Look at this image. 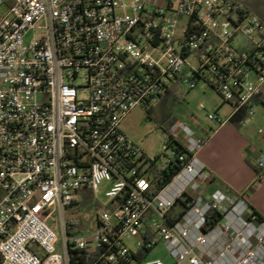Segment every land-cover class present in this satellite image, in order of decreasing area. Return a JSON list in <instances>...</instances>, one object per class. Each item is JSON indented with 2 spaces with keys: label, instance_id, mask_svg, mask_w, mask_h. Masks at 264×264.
Instances as JSON below:
<instances>
[{
  "label": "built area",
  "instance_id": "2783aa9c",
  "mask_svg": "<svg viewBox=\"0 0 264 264\" xmlns=\"http://www.w3.org/2000/svg\"><path fill=\"white\" fill-rule=\"evenodd\" d=\"M201 80L234 114L249 106L242 125L264 102V22L240 0H0V264H169L137 258L159 244L175 264H264V220L212 186L206 138L175 122V158L159 165L122 128ZM83 192L97 204L89 236L75 231Z\"/></svg>",
  "mask_w": 264,
  "mask_h": 264
},
{
  "label": "rangeland",
  "instance_id": "374dc122",
  "mask_svg": "<svg viewBox=\"0 0 264 264\" xmlns=\"http://www.w3.org/2000/svg\"><path fill=\"white\" fill-rule=\"evenodd\" d=\"M5 8L7 9L13 4V0H4ZM244 5L247 4L252 12H264V0H240ZM82 80L78 79V82ZM173 94L166 100L158 99L149 112L146 108L138 106L133 109L125 118L122 128L124 132L131 137L142 150L151 158H159L158 164H165L170 158H175L174 149L168 145V132L166 127L171 122L183 121L190 125H202L201 123H211L207 115L208 113L221 111L222 107H226L221 113L225 117L226 110L229 107L228 103L224 102L223 98L217 91L211 87L206 81H199L196 86L189 90L182 85H176ZM161 100V101H160ZM202 106L204 108H202ZM250 126L257 133L258 129L264 132V104L257 106L256 114L254 115ZM260 136H264V133ZM78 197V196H77ZM107 200L104 194H100L99 202L104 203ZM96 200L91 195H87V199L83 204L74 206V211L77 212L79 225L75 228L78 235L89 236L91 229L94 228ZM182 210L181 206H176L177 214ZM173 213V211H172ZM171 213V214H172ZM58 222L57 215L52 219ZM61 231L58 226L57 232ZM55 242V245L60 247V243ZM133 244V240H130ZM133 246V245H132ZM147 259L161 258L166 263L175 264L174 260L168 255L166 249L161 245H157L147 255ZM144 264V263H140Z\"/></svg>",
  "mask_w": 264,
  "mask_h": 264
},
{
  "label": "crops",
  "instance_id": "0c3cea01",
  "mask_svg": "<svg viewBox=\"0 0 264 264\" xmlns=\"http://www.w3.org/2000/svg\"><path fill=\"white\" fill-rule=\"evenodd\" d=\"M226 103L229 105L226 118L221 113L225 106L221 111H216L224 119L233 117L235 111L232 103ZM260 104L264 103L260 100L258 105ZM210 122L193 126L187 123L199 136L207 139L204 148L199 152L200 159L207 166L212 178L225 183L236 194L242 195L240 197H245L249 204L264 217V176L258 179V174L252 165L255 164L256 153H264V136H260L264 132L258 129L256 133L252 127L245 125L237 127L230 121L222 125ZM212 186L217 187L213 181ZM87 195L83 192L78 196V199H82L78 201L79 204L85 203Z\"/></svg>",
  "mask_w": 264,
  "mask_h": 264
},
{
  "label": "trees",
  "instance_id": "16d2710c",
  "mask_svg": "<svg viewBox=\"0 0 264 264\" xmlns=\"http://www.w3.org/2000/svg\"><path fill=\"white\" fill-rule=\"evenodd\" d=\"M246 6V9L248 11H252L250 9V7L245 4ZM264 22V12H261V13H256ZM176 85L178 84H174L168 91L167 93L162 97L161 100H166L169 96H171L174 92L173 90L175 89ZM160 100V101H161ZM256 101H260L259 98L256 99ZM264 103V102H262ZM149 112L152 111V108L150 109H147ZM248 111H249V106H244L242 107L236 114H234L233 117H231L230 119V122L235 124L237 127H240L242 126L241 122L243 120H245V118L248 116ZM175 122H171L170 124H168V126L166 127V131L168 132L170 127L174 124ZM170 141V144H171V138L169 137V140L168 142ZM176 142V141H174ZM180 145V143H178ZM249 163L250 160H247ZM253 167L255 168L257 174H258V179H261L263 176H264V170L263 169H260L256 164H252ZM178 169V166H176L174 163L170 164L167 168H165L164 170H161L158 172V176H157V182H156V185L157 187L160 186V184H162V180L163 181H166L168 179H170V177L176 172V170ZM213 182L214 184H216L217 187H219L220 189H222L223 191H225L226 193L232 195V196H242V195H238L236 194L233 190H231V188H229L225 183H223L222 181L220 180H217L216 178H213ZM186 205V200L184 199H180L176 206H185ZM251 207V210L254 214H257L259 216V218L261 220H264V217L254 208L250 205ZM208 218H209V221H208V226H212L214 224H216L217 222H219L222 218V214L218 211V210H215L213 209L212 211H210L209 215H208ZM151 251V249H145V250H141L138 255H137V258L138 259H142L144 257H146V255Z\"/></svg>",
  "mask_w": 264,
  "mask_h": 264
}]
</instances>
